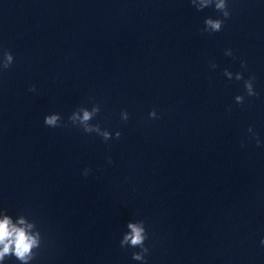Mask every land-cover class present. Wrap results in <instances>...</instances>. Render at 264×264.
<instances>
[{"label": "clouds", "instance_id": "obj_1", "mask_svg": "<svg viewBox=\"0 0 264 264\" xmlns=\"http://www.w3.org/2000/svg\"><path fill=\"white\" fill-rule=\"evenodd\" d=\"M190 3L196 8L197 11L214 6L215 10L221 14L222 18L207 17L204 20V28L201 29L202 33H215L220 32L223 29L225 20L230 18L231 12L228 5V0H190ZM225 55L232 56V49H226ZM14 63V56L11 51L4 50L2 52V59H0V73L8 70ZM211 68H216L215 63H210ZM246 61H241V68H246ZM223 75L228 80L233 79V72L224 69ZM234 79L236 81H243V87L248 97L257 96L258 93L254 88L255 76L250 75L247 79L244 78L243 72H236ZM30 92L36 90V86L32 85L29 89ZM235 102L238 105H243L245 102V95H236ZM101 107L98 103H93L91 108L81 106L74 110L68 117V121L72 126L79 127L84 133H95L101 137L104 142H108L111 139H119L121 132L116 131L114 134L106 128H102L98 123H92L95 117L100 113ZM122 121H128L130 114L127 110L120 112ZM150 119H157L158 114L155 109L149 112ZM44 124L50 128L67 126L59 113L48 114L44 117ZM247 131L255 136L253 127L249 126ZM259 138H256L257 146H260ZM243 146V145H242ZM107 162L111 164L112 158L107 157ZM91 168H85L83 175L87 176L91 172ZM36 228L35 222H28L23 215L20 216L16 223H13L11 216L4 215L0 219V261H4L6 258L15 257L20 264H30L31 261L37 256L38 250L42 244V236L39 230L33 231ZM128 231L125 232L120 240V246L122 248L129 247L133 249H139L132 253V259L135 261L143 262L147 264L146 256L149 254V247L146 246V241L149 239V233L146 230L145 222L138 220L137 222L127 223ZM261 244H264V239L261 240Z\"/></svg>", "mask_w": 264, "mask_h": 264}]
</instances>
